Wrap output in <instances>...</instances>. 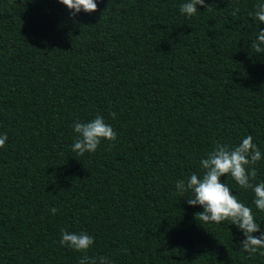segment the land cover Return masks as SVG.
Segmentation results:
<instances>
[{
	"label": "trees",
	"instance_id": "obj_1",
	"mask_svg": "<svg viewBox=\"0 0 264 264\" xmlns=\"http://www.w3.org/2000/svg\"><path fill=\"white\" fill-rule=\"evenodd\" d=\"M184 2L97 0L73 18L59 0H0V264H79L61 229L111 264H264L176 189L215 142L249 134L264 182V52L251 47L264 0H205L191 17ZM97 114L117 138L78 156L73 125ZM221 182L264 232L252 190Z\"/></svg>",
	"mask_w": 264,
	"mask_h": 264
},
{
	"label": "clouds",
	"instance_id": "obj_2",
	"mask_svg": "<svg viewBox=\"0 0 264 264\" xmlns=\"http://www.w3.org/2000/svg\"><path fill=\"white\" fill-rule=\"evenodd\" d=\"M59 2L72 11L73 18L81 11L92 13L98 9L97 0H59ZM197 6L207 7L205 0H186L180 5V12L191 17L198 11ZM254 7L255 19L264 24V3ZM239 11L237 7L232 15L235 16ZM251 47L257 53L264 52V29L260 28ZM110 115L115 119V113ZM73 131L77 135L71 150L78 156L95 153L102 140L115 141L117 138L116 131L106 124L103 116L99 114L87 123L76 122ZM7 139V134L0 136V148L5 146ZM261 159L262 153L253 143V136L250 134L234 146L215 142L213 150L206 158L199 161L203 175L193 173L190 177L177 181L176 189L181 194H190L186 201L189 205L202 206L203 211L195 215L196 221L197 217L204 223L220 224L231 221V224L236 225L243 233L244 239L239 244L241 249L249 254H256L259 251V254L264 256V232H260V225L255 221L252 208L241 203L236 195L232 194L228 184L221 182V177L230 175L242 189H251L254 193L253 203L256 209L264 211V182L252 183L257 176L254 166ZM50 211L55 215L58 210L52 208ZM257 232H260L259 236L254 235ZM58 243L76 252L84 253L79 264H111L109 257L87 255L94 244V237L86 232L75 233L61 229V239Z\"/></svg>",
	"mask_w": 264,
	"mask_h": 264
}]
</instances>
